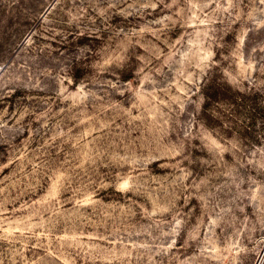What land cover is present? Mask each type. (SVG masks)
<instances>
[{"label":"rangeland","instance_id":"rangeland-1","mask_svg":"<svg viewBox=\"0 0 264 264\" xmlns=\"http://www.w3.org/2000/svg\"><path fill=\"white\" fill-rule=\"evenodd\" d=\"M0 264H264V0H0Z\"/></svg>","mask_w":264,"mask_h":264},{"label":"trees","instance_id":"trees-1","mask_svg":"<svg viewBox=\"0 0 264 264\" xmlns=\"http://www.w3.org/2000/svg\"><path fill=\"white\" fill-rule=\"evenodd\" d=\"M223 67L219 65L212 66L207 76L204 78L202 82V86L200 88V97H201V106L199 111V116L201 119V123H203L206 127H213L215 125H221L218 122V119H215L212 113L217 110L219 105H230L236 104L238 99H245L244 95L246 93L250 94L251 92H255L256 94L260 91V89L253 90L246 89H234L232 88L226 79V75H224ZM136 76L132 71H128L124 75H122V79L124 81H129L134 79ZM74 82H78V75L74 77ZM240 100V101H241Z\"/></svg>","mask_w":264,"mask_h":264}]
</instances>
